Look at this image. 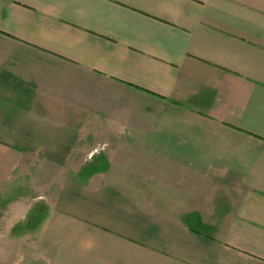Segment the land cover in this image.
I'll return each mask as SVG.
<instances>
[{"label":"crops","instance_id":"0c3cea01","mask_svg":"<svg viewBox=\"0 0 264 264\" xmlns=\"http://www.w3.org/2000/svg\"><path fill=\"white\" fill-rule=\"evenodd\" d=\"M0 264H264V0H4Z\"/></svg>","mask_w":264,"mask_h":264},{"label":"clouds","instance_id":"9594fccd","mask_svg":"<svg viewBox=\"0 0 264 264\" xmlns=\"http://www.w3.org/2000/svg\"><path fill=\"white\" fill-rule=\"evenodd\" d=\"M93 247V243L88 241L84 244V248L90 250Z\"/></svg>","mask_w":264,"mask_h":264},{"label":"rangeland","instance_id":"374dc122","mask_svg":"<svg viewBox=\"0 0 264 264\" xmlns=\"http://www.w3.org/2000/svg\"><path fill=\"white\" fill-rule=\"evenodd\" d=\"M3 1H4V0H0V4H1ZM33 176H35V175L31 173L30 177L27 178V183H29L30 186H31V184H32ZM28 186H29V185H28Z\"/></svg>","mask_w":264,"mask_h":264}]
</instances>
